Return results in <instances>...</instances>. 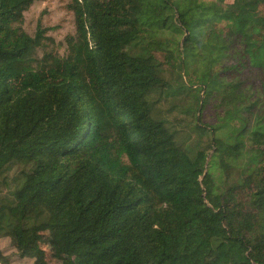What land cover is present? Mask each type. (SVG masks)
Wrapping results in <instances>:
<instances>
[{"label": "trees", "instance_id": "16d2710c", "mask_svg": "<svg viewBox=\"0 0 264 264\" xmlns=\"http://www.w3.org/2000/svg\"><path fill=\"white\" fill-rule=\"evenodd\" d=\"M43 1L0 0V241L264 264V0H71L63 54L25 30Z\"/></svg>", "mask_w": 264, "mask_h": 264}, {"label": "rangeland", "instance_id": "374dc122", "mask_svg": "<svg viewBox=\"0 0 264 264\" xmlns=\"http://www.w3.org/2000/svg\"><path fill=\"white\" fill-rule=\"evenodd\" d=\"M71 0H46L35 3L25 13V30L34 35L41 26L45 35L54 40L59 46L61 53L65 52V39L68 35L75 33V19L73 13L68 9ZM51 234L45 233L42 238V247L47 252L48 264H62L63 257L59 256L51 241ZM0 248L5 250L12 258L13 264H32L30 260H20L13 254L9 240H1Z\"/></svg>", "mask_w": 264, "mask_h": 264}]
</instances>
